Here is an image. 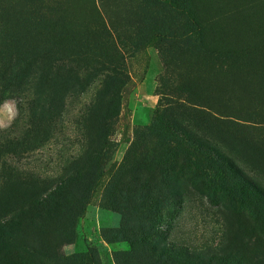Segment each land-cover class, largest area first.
Masks as SVG:
<instances>
[{
	"label": "trees",
	"instance_id": "obj_1",
	"mask_svg": "<svg viewBox=\"0 0 264 264\" xmlns=\"http://www.w3.org/2000/svg\"><path fill=\"white\" fill-rule=\"evenodd\" d=\"M149 47L164 67L159 104L115 163L132 88L127 57ZM66 62L98 76L84 145L50 179L2 163L0 264H99L92 252H61L89 204L119 216L101 231L127 245L114 264H264V187L228 155L264 177V0H0V105L37 67L44 103L21 139L0 144V158L51 140L72 84L53 67ZM208 172L246 191L232 196L231 229L218 245L172 244L170 221L187 194L209 187Z\"/></svg>",
	"mask_w": 264,
	"mask_h": 264
},
{
	"label": "rangeland",
	"instance_id": "obj_2",
	"mask_svg": "<svg viewBox=\"0 0 264 264\" xmlns=\"http://www.w3.org/2000/svg\"><path fill=\"white\" fill-rule=\"evenodd\" d=\"M127 71L132 88L124 101L120 120L121 126L127 125V131L123 139L122 135L116 136L118 147L112 159L115 163L121 161L132 136L146 131L149 127L159 104L156 89L164 67L157 51L149 47L132 57H127ZM53 72L69 74L72 84L63 100L51 140L32 153L19 157L3 156L0 158V166L3 163L22 174L50 179L61 173L63 167L80 154L84 145V119L94 102L98 76L91 68L67 62L57 63L53 67ZM29 75V78L14 88L0 105V144L21 139L27 132L32 114L44 107L36 82L39 68H35ZM189 130L201 139H207L204 133L193 126H190ZM220 150L225 152L221 147ZM228 155L249 177L264 187V177L260 173L246 166L236 155L230 153ZM199 166L206 167L201 162ZM221 176L223 175L219 173L208 172L209 187L201 188L200 192L191 191L184 198L183 206L170 221L172 244L189 249L214 246L227 235L231 229L229 223L232 222L233 212L237 211L239 204V200L232 196L235 194L245 196L246 191L232 179H230L232 188L223 187ZM118 223L117 214L100 209L97 204H89L74 229L75 240L61 248L62 254L71 256L88 251L94 254L99 264H114L113 253L127 250V245L105 240L101 231L115 228ZM167 225L169 223H165L162 228L167 229ZM252 243H248L249 248H254Z\"/></svg>",
	"mask_w": 264,
	"mask_h": 264
}]
</instances>
